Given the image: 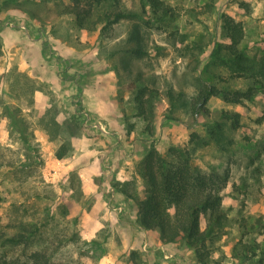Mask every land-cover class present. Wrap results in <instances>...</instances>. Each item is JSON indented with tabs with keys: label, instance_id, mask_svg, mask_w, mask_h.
Here are the masks:
<instances>
[{
	"label": "rangeland",
	"instance_id": "374dc122",
	"mask_svg": "<svg viewBox=\"0 0 264 264\" xmlns=\"http://www.w3.org/2000/svg\"><path fill=\"white\" fill-rule=\"evenodd\" d=\"M163 1L184 14L148 28L145 0H100L88 19L100 22L86 30L74 22L72 0H0V20L21 27L0 30V233L23 230L28 236L8 257L39 250L56 264H198L184 241L161 245L157 231L137 228L130 199L119 204L104 192L125 187L142 198L136 167L150 147L162 155L171 146L186 147L199 169L228 171L222 197L227 221L209 264H248L235 248L242 239L240 219L248 223L243 239L264 244V91L241 104L211 97L199 116L189 108L196 79L218 73L209 59L216 43H226L221 14L242 23L247 55L264 49V0H217L211 14L197 20L185 15L195 0ZM119 8L136 17L101 31L104 9ZM133 23L140 25L146 51L141 56L130 52L136 44L128 38ZM247 85L239 80L223 87ZM142 86L160 92L151 135L135 116L134 97ZM8 107L23 120L25 141L11 129ZM223 112L238 114L236 128ZM105 147H113L111 158ZM116 160L128 164L118 180L106 164Z\"/></svg>",
	"mask_w": 264,
	"mask_h": 264
},
{
	"label": "trees",
	"instance_id": "16d2710c",
	"mask_svg": "<svg viewBox=\"0 0 264 264\" xmlns=\"http://www.w3.org/2000/svg\"><path fill=\"white\" fill-rule=\"evenodd\" d=\"M216 1L195 0V8L188 10L185 15L195 20L198 16L209 15L214 10ZM98 2L100 0H72L73 7L70 10L74 14V22L79 29L93 30L96 28L100 20L88 21V19L95 3ZM145 2L146 7L142 5L141 8L143 13L144 10H149V15L143 19V24L148 28L154 23L177 20L184 14L181 9L172 7L163 0H145ZM83 3L84 5L81 6ZM240 7L244 12H250L247 3H240ZM30 16V22L38 25L37 34L44 36L45 30L40 22L31 14ZM101 17L105 20L101 31L105 32L123 19L135 18L136 14L120 8L104 9ZM219 18L226 43H216L211 50L210 64L218 73L210 74L206 80L203 76L196 79V93L189 102V108L194 116L206 112L205 105L211 97L219 96L226 103L241 104L243 101L252 100L257 91H264V49L259 55H247L242 46L245 37L242 23L235 21L227 14H221ZM17 24L10 18L0 20V30L4 28L21 30ZM128 38L136 43L135 47L130 50L132 54L141 56L146 53L141 45L142 34L139 24L133 23ZM41 45L44 51L49 46L47 53L50 54L49 43L42 41ZM239 80L246 81L248 85L237 89L223 87ZM170 95L169 92V100ZM159 99L160 92L156 88L142 86L137 89L134 97L135 116L144 123V134L151 135L155 116L154 103ZM76 102L78 106H81L78 97ZM5 110L11 129L25 141V124L15 115L17 110L10 107ZM222 117L230 121L233 128L238 125V114L223 112ZM136 173L144 183L142 198H137L125 187L120 189L122 194L135 205V226L143 231H157L161 245L173 244L178 240L184 241L194 250L198 264H209L207 262L209 254L219 238L221 227L227 221L222 197L229 180L228 171L205 172L192 163L189 149L171 146L165 155L154 147H150L137 165ZM237 222L242 238L235 245L238 257L248 264L264 263L262 258L255 259L256 253L262 251L264 244L257 239L252 242L249 239H243L247 234V220L240 219ZM27 238L23 230L14 235L0 233V264H56L50 260L46 252L39 250L32 251L22 258H11L6 255L8 250L24 246Z\"/></svg>",
	"mask_w": 264,
	"mask_h": 264
},
{
	"label": "crops",
	"instance_id": "0c3cea01",
	"mask_svg": "<svg viewBox=\"0 0 264 264\" xmlns=\"http://www.w3.org/2000/svg\"><path fill=\"white\" fill-rule=\"evenodd\" d=\"M105 148H108V149H106L105 150V152H106V154H107V156H108V158H111L110 157V153H111V150H112V148L113 147H105ZM147 151V150H146ZM110 160V159H109ZM121 161V160H120ZM120 161H118V160H116V163H112L113 162V160H112V162L111 163H109L108 161H106L107 163V167L109 168V169H112V168H114V171H115V174H114V176H116V180H118L117 178L118 177H123V176H125L128 172L124 169V167L125 168H127V166H128V164L126 163V165L124 166V164L122 163V162H120ZM109 164V165H108ZM125 172H124V171ZM104 192H111V194H110V197L114 200H118L117 202L120 204V203H122L123 202V197H125L123 194H122V192H121V190L119 189V188H117V189H113V186H112V188H110V187H108L107 188V191L106 190H104Z\"/></svg>",
	"mask_w": 264,
	"mask_h": 264
}]
</instances>
